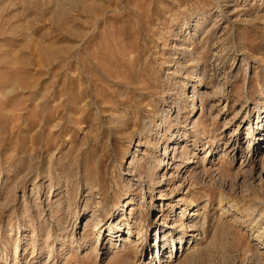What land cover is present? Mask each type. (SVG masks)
Listing matches in <instances>:
<instances>
[{"label":"rangeland","instance_id":"374dc122","mask_svg":"<svg viewBox=\"0 0 264 264\" xmlns=\"http://www.w3.org/2000/svg\"><path fill=\"white\" fill-rule=\"evenodd\" d=\"M169 263L264 264V0H0V264Z\"/></svg>","mask_w":264,"mask_h":264},{"label":"bare ground","instance_id":"6f19581e","mask_svg":"<svg viewBox=\"0 0 264 264\" xmlns=\"http://www.w3.org/2000/svg\"><path fill=\"white\" fill-rule=\"evenodd\" d=\"M229 207H231V206H229ZM256 208V207H255ZM254 209V208H253ZM182 227V229H184L185 228V225L182 223L181 225H180V228ZM173 228V227H172ZM196 227L194 226V227H192V230L193 229H195ZM196 230V229H195ZM174 233H176V230H172V231H170L169 233H167L168 235H170V237L169 238H167L166 239V242H165V244H164V248L168 245V244H170L169 242H170V240L169 239H171V245L170 246H172V247H174L175 248V240H174ZM167 237V236H166ZM168 242V243H167ZM163 248V249H164ZM156 250H157V256H160L161 255V248H160V246L158 245V247L156 248ZM163 252V251H162ZM172 256V255H171ZM170 264V263H169Z\"/></svg>","mask_w":264,"mask_h":264}]
</instances>
